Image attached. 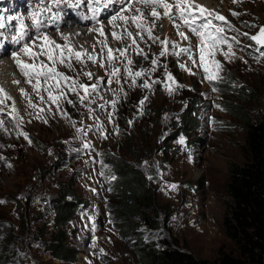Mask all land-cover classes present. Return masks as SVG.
Returning <instances> with one entry per match:
<instances>
[{"label": "rangeland", "instance_id": "rangeland-1", "mask_svg": "<svg viewBox=\"0 0 264 264\" xmlns=\"http://www.w3.org/2000/svg\"><path fill=\"white\" fill-rule=\"evenodd\" d=\"M4 1L15 13L25 14L20 8L26 5L24 0ZM250 1L213 0V7L198 1L226 18L227 23L219 20L214 23L224 28L223 35L235 53L225 58L222 52L227 51V44H222L214 57L205 56L208 74L219 77L213 81L198 66L199 38L176 18L179 31L189 36L183 39L172 20L163 15L160 19L153 18L150 7L134 4L133 0H127L121 14H134L133 9L125 11L129 5L147 9L143 12L144 31L131 23L112 21L113 14L99 16L97 22L89 20L85 26L98 24L97 30L103 25L104 35L110 34L111 38L98 32L96 45L88 46V54L97 57L96 61L85 59L74 63V58L70 61L72 68L57 65L58 71L89 85L83 101V89L72 92L62 83L66 98L58 105L53 104L43 88L37 95L28 77L13 64L15 72L24 77L17 79L15 90L7 92L12 99L0 104L4 109L0 112V201H3L0 203V264H141L134 241L136 233L124 231V224L117 221L113 177L107 179L105 173L108 156L126 160L152 175L148 182L155 193V205L153 210H143L152 227L141 217L133 218L139 225L142 242H156L162 248L159 241L167 240L209 260L220 251L234 250L232 241L223 232L222 219L228 199L225 182L229 165L246 159L242 147L244 123L235 113L240 110L253 120L264 106V55H261L264 47L250 39L264 26V0H259L258 8L250 5ZM67 3L73 11L82 5L70 0ZM35 9L39 20L49 22L42 0L41 6L36 1ZM157 11L162 14L163 9ZM73 19L74 14L66 18L67 22ZM153 23L155 27L149 34L146 29ZM60 30L50 29L44 35L57 44ZM113 31L123 39H114ZM128 31L133 32L135 43L127 36ZM46 32H36L31 40L40 45L43 41L36 37ZM79 36L87 39L85 33ZM164 40L170 43L166 54L160 55ZM101 41H106L107 47ZM108 47L127 51L125 55L114 51L116 58L109 61ZM185 47H190V52H180ZM141 50L142 55L138 54ZM19 55L28 60L23 52ZM11 56L4 57L11 60ZM213 59L220 61L219 68L211 63ZM152 60L157 63L152 64ZM101 64L104 66L99 68ZM114 68L119 70L115 77ZM141 70L143 74L136 77L134 73ZM130 71L133 75H129ZM86 72L92 73L91 78ZM169 73L173 81L167 79ZM145 82L150 86L145 87ZM92 84L97 85L96 90L91 89ZM190 101L200 108L194 132L199 137L195 141L182 134L166 147V137L174 132L179 115ZM70 179L74 193L84 200V205L65 226V243L77 249L76 259L63 262L50 255L44 246L53 231L52 211L45 202L55 194L57 183Z\"/></svg>", "mask_w": 264, "mask_h": 264}, {"label": "trees", "instance_id": "trees-1", "mask_svg": "<svg viewBox=\"0 0 264 264\" xmlns=\"http://www.w3.org/2000/svg\"><path fill=\"white\" fill-rule=\"evenodd\" d=\"M198 109L195 101L186 105L174 132L164 141L166 147L182 134L196 141L199 137L194 133L198 126ZM235 116L244 123L242 147L246 159L240 164L229 165L225 182L228 199L222 219L223 232L232 241L234 250L220 251L212 260L197 257L187 248L167 240L159 241L163 244L162 248H158L156 242H142V233L138 232L139 225L133 218L141 217L148 227H152L150 218L143 212L145 209L153 210L155 205V193L150 190L148 182L152 175L148 176L126 160L113 159L112 156L105 158V173L107 179L113 177V189L117 195L114 205L117 221L124 224V231L136 233L134 241L141 264H264V106L253 120L240 110ZM72 181L57 183L55 194L45 202L52 211L53 231L44 246L50 255L63 262H74L76 259L77 249L65 243V226L84 205V200L74 193Z\"/></svg>", "mask_w": 264, "mask_h": 264}, {"label": "snow or ice", "instance_id": "snow-or-ice-1", "mask_svg": "<svg viewBox=\"0 0 264 264\" xmlns=\"http://www.w3.org/2000/svg\"><path fill=\"white\" fill-rule=\"evenodd\" d=\"M56 2V0H54ZM114 0H80V4H84L86 7L91 6L90 10L93 12V17L96 18L95 14L99 11H102L104 8H107L109 4L113 3ZM235 2V0H234ZM133 3H140L145 5L146 7L151 8L150 15L155 19H160L161 15L164 17H168L172 20L174 26L177 27L178 35L181 36L183 39H189V36L182 31H179V25L176 24V18H178L181 23L186 26L189 31L195 34L199 38V65L202 66L204 72L207 74L206 78L209 81H213L218 79L219 77L216 74H208L209 73V65L205 62V56L214 57L215 53L221 51L220 45L227 44V51H223L222 54L225 58H230L234 56L235 53L232 51V44L228 42V40L224 37L223 32L224 28L220 25L214 23V20H219L227 23L226 18L220 14H218L215 10H210L206 6L201 5L198 3V0H133ZM132 9V5H129L128 9L125 11H129ZM157 9H163V12L157 11ZM233 15H238L237 13H233ZM144 17L145 14L141 12L139 8H136L133 15L125 16L123 14H117L112 16V21L120 20L123 21L125 24H134L137 29L140 31L145 30L144 24ZM39 23V21H37ZM115 27V25H114ZM152 27H155L153 23L151 26L147 27V31L151 34ZM231 27V25H229ZM5 28V24L0 22V29ZM24 25H20V34L18 37L13 36L12 40L19 44L21 41L24 40L25 32L23 31ZM101 36H104L103 25L100 29H98ZM2 35V33H0ZM112 37L116 40H122L123 36L118 35L115 31L111 33ZM137 36L140 35V32L136 33ZM243 35L248 36V33H244ZM127 36L133 40L135 43V38L133 36V32L128 31ZM142 38V37H141ZM67 39V37H65ZM153 39L159 40V37H154ZM235 39V38H233ZM250 39L255 41L257 44H260L264 47V26L259 28V31L255 35H251ZM31 40V37H29ZM36 40H41L43 43L40 45L36 44L35 40H31V43L25 42L23 43L22 48H20L17 52H13L12 56L14 58L15 64L20 72L25 76L28 77V83L32 85L33 90L37 92V95L40 93V89L43 88L44 91L48 94V99L53 104H59L61 99L66 98V93L61 90V84L63 83L65 86H69L68 90L72 92H76L77 88L83 89L85 95L81 97V101H83L88 94L89 85L78 83L77 81L73 80L71 77L65 75L64 72L58 71L57 65H67L68 68H72V64L70 60L75 58L77 61L82 62L85 58L87 60L96 61L97 57L89 55L86 50L82 51H75L71 46L68 44L60 45L56 44L55 41L51 40L50 37L47 35H43L36 37ZM101 43L106 45V41H101ZM170 42L167 40L161 41L163 44L164 50L161 51L160 55H165L167 52V45ZM35 49V50H34ZM119 52L121 55H125L127 49H115L113 50L111 47H108L107 50V59L109 61H113L116 57H114L113 52ZM19 52H23L24 56L28 58V60H24L20 58ZM182 53L190 52V47H185L180 50ZM138 54H143L141 50ZM179 55L180 53H174ZM264 55V52L261 53ZM44 57L45 59H41ZM191 59V57H190ZM31 61V62H28ZM152 64H156V60L151 61ZM195 64L197 63L196 60H192ZM129 64H132V61H128ZM213 65L217 68L220 67V61L213 59L211 61ZM104 65L101 64V67ZM181 67H186L185 65H181ZM187 71L191 72V69H187ZM119 70L114 68L112 75L115 77L116 73ZM143 74V70L137 71L134 73L136 77H139ZM86 76L91 78L92 73L86 72ZM129 75H133L130 71ZM33 79L35 83H33ZM169 81H173V77L169 73L167 76ZM49 81L52 83L49 84ZM43 82V83H42ZM14 83H19V81H14ZM145 87H149L150 85L145 82ZM92 90H96L97 85L92 84ZM53 89L56 90V94H54ZM171 91V88H169ZM23 93L24 90L21 89ZM26 95V93H25ZM12 97L4 90L3 87H0V104H4L6 100H11ZM40 99L43 100L44 97L40 96ZM71 103V101H68ZM114 103V102H113ZM143 101H141V104ZM13 111H15V104H13ZM4 109L0 108V112H3ZM25 138H27V134H24ZM183 138L181 139V143H183ZM11 167V165H8ZM171 187L175 188L176 185H171ZM3 203V201H0Z\"/></svg>", "mask_w": 264, "mask_h": 264}, {"label": "bare ground", "instance_id": "bare-ground-1", "mask_svg": "<svg viewBox=\"0 0 264 264\" xmlns=\"http://www.w3.org/2000/svg\"><path fill=\"white\" fill-rule=\"evenodd\" d=\"M198 1H201L204 5L213 7V0H198ZM75 2L77 4H79L80 0H75ZM126 3H127V0H114V2L109 4L107 7L112 12H110L108 10H106V12H109L113 15L121 14V12H122L121 7L125 8ZM251 3L254 6H256V8L261 7L259 0H251L250 5H251ZM54 6L57 8V11L56 12H50V15H49V23L50 24H49V26L50 27L51 26H57V25L66 26L65 29L60 30L62 32L57 38L58 39L57 44H60V45L68 44L75 51H82V50L87 51L88 46L94 47L96 45V43H97L96 40L98 38V32H99L98 29L96 30V28L98 27V24L91 27V28L84 27L85 30L80 29V28L77 30H73L76 28H73V29L71 28V26L76 25V24L77 25H79V24L85 25L86 22H90L92 20L88 16V15H90V13H89L90 7H91L90 5L87 7L84 4L79 5L80 6L79 10L81 12V15H83L84 17L83 18L75 17V20H72L71 22H67L65 20V14H71V13H74L75 11L70 9V6L68 5L67 0H56V2H54ZM136 8H139L141 10V12H144L147 10L142 6H136V7L132 8L133 12L135 11ZM102 13H103V11H102ZM50 27H47V28L50 29ZM48 32L43 33L41 36H43L44 34H47ZM83 33H85L87 35V39L81 38L79 36L80 34H83ZM65 37H67V39H65ZM103 37H105V38L107 37L109 39L111 38L110 34L104 35ZM146 43H147V41H146ZM3 56H5V53L0 50V57H2L0 59V87H3L6 92L10 93L13 89L15 90L14 81H17L18 78H20L22 80L24 76L20 72H17V71L15 72V70L13 68V64L15 63V61L13 60L14 58L9 60L8 58H10V57H8L6 59V57L3 58ZM11 57H13V56H11ZM73 59L74 58H72L70 61H73ZM73 62L79 63L80 61L75 60ZM113 66H114V64H113ZM99 68H102V67L99 66Z\"/></svg>", "mask_w": 264, "mask_h": 264}]
</instances>
